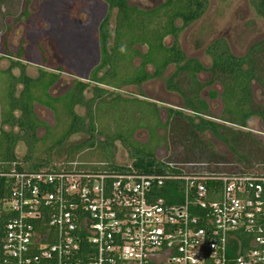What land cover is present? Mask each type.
Returning a JSON list of instances; mask_svg holds the SVG:
<instances>
[{
    "label": "built area",
    "instance_id": "1",
    "mask_svg": "<svg viewBox=\"0 0 264 264\" xmlns=\"http://www.w3.org/2000/svg\"><path fill=\"white\" fill-rule=\"evenodd\" d=\"M17 166L0 162V264H264L263 171Z\"/></svg>",
    "mask_w": 264,
    "mask_h": 264
},
{
    "label": "rangeland",
    "instance_id": "2",
    "mask_svg": "<svg viewBox=\"0 0 264 264\" xmlns=\"http://www.w3.org/2000/svg\"><path fill=\"white\" fill-rule=\"evenodd\" d=\"M30 2L29 11L32 15L29 27L26 22L21 21L14 27L8 48L11 53L15 52L23 38L30 39L33 44L45 34L50 37L45 38L41 44L42 50L47 58V70L56 71L62 69V82L52 94L59 91L65 92L68 88H73L76 81H86L93 75L94 69L101 64V47L98 38V27L101 19L106 14V5L103 0H0V51L3 47V35L7 27L13 26L15 19L20 17L21 11L26 3ZM129 5L137 6L141 10H150L162 5L165 0H127ZM117 10H113L109 17L110 38L109 54L114 46V31L116 25ZM36 25L39 30L36 36L28 34L31 26ZM177 26L181 27L182 22L178 21ZM226 39L233 54L237 57H245L249 50L256 44L264 40V22L257 16L248 0H209L206 13L198 21L185 28L179 35V43L187 59L198 61L205 68L211 67V58L207 55V48L218 39ZM166 47L173 44V38L167 37L164 41ZM35 50V48H33ZM133 49L146 53L145 46L134 45ZM2 56V54H0ZM259 70L261 81L253 82V100L256 107L264 110V53L258 54ZM67 59V61H66ZM66 62L71 70L66 68ZM142 59L135 57L125 71L130 76L140 68ZM2 68L8 67L9 62L3 61ZM3 65V66H2ZM27 73L30 77L38 75L39 68L33 64H27ZM108 68L104 67L99 72V77L105 75ZM120 68L118 78L126 74ZM149 74L154 72V67L149 65L146 68ZM177 71V66L170 65L160 78H154L141 86H130L119 84L117 90L95 82H90L89 88L85 91L86 99L94 96L95 87L109 91L110 93L120 94L123 100L129 101L128 114H122L128 123L135 125L140 123L143 129H138L133 134V140L142 147L154 148V155L157 160L176 163H205L217 167L222 172H239L249 170V168L264 163V124L260 117H254L247 123L246 128L230 123V116L224 110V105L220 97L212 101L210 91L216 90L220 95L222 86L218 82L211 87L204 88L201 92L198 84H205L212 79L210 72H202L197 75V83H192L189 76L185 73L180 74L175 81V85L187 96L193 95L197 91L200 98L205 100L209 107V112L203 117L214 121L220 125V134L228 140L226 144L223 140L216 137L212 132H205L199 135L194 132L185 118L170 115L169 109H176V106L185 108L184 97L175 91L169 90L168 79ZM122 79H119L121 82ZM116 83L118 80H110ZM72 85V86H71ZM116 94H114V97ZM113 96H106L104 99L110 102ZM141 99L142 102L135 101ZM134 100V101H133ZM154 103L158 107L160 128L155 131L156 137L160 138L159 144L155 143L147 129H153L155 124L152 110L149 105ZM107 109H111L106 104ZM117 110V108H115ZM38 116L47 122L53 130V134H59L63 128L57 126L55 115H52L42 107L36 108ZM187 115H192L190 111L184 110ZM75 112L85 117L86 108L77 106ZM151 113V114H150ZM17 115H20L17 113ZM115 115V113H114ZM134 115L132 118L131 116ZM152 116L150 119L149 117ZM115 117V116H112ZM117 118V117H116ZM61 120L64 121V118ZM199 119H196V123ZM116 124V123H115ZM108 118L97 121V130L101 131L105 125L109 128V133H114L117 126ZM8 130V128H5ZM18 133V129L14 130ZM37 135L43 138L46 129H38ZM154 136V134H153ZM89 136L85 133L72 135L66 142V148L60 154L53 153L55 166L66 160L70 146L85 141ZM104 140V136H100ZM116 153L114 163L120 166L130 165L129 150L123 143L116 142ZM235 152H233V150ZM18 159H22L26 153V147L20 143L16 149ZM89 160H101L99 151L96 149H85L79 156H85ZM248 157V161L238 165V156ZM75 158V159H76ZM80 160V159H77ZM82 161V160H80ZM91 162V161H88ZM248 168V169H247Z\"/></svg>",
    "mask_w": 264,
    "mask_h": 264
},
{
    "label": "trees",
    "instance_id": "3",
    "mask_svg": "<svg viewBox=\"0 0 264 264\" xmlns=\"http://www.w3.org/2000/svg\"><path fill=\"white\" fill-rule=\"evenodd\" d=\"M102 2L107 9L98 27L101 64L93 72L90 81L114 88H118L119 84L141 86L151 79L160 78L168 66L175 65L177 71L168 79V88L184 97L186 104L184 109L194 113L195 116H189L183 111L173 109H169L170 115L185 118L195 133L203 135L205 132H212L228 144V140L220 134V125L203 118L208 114L209 107L206 101L200 98V93L197 91L193 95L187 96L175 85L180 74H187L192 83H197V75L209 71L212 74L211 81L205 85L198 84V90L201 92L206 85L216 82L221 84L220 98L226 114L230 116V123L246 128L250 119L260 117L264 124V110L255 106L252 87L253 82L261 81L258 54L264 53V40L254 45L245 57L235 56L226 39L215 40L206 50L212 60V65L210 69H205L196 60L187 59L179 43V35L185 28L201 19L208 9L209 0H165L162 5L150 10H141L134 5H129L127 0H103ZM248 2L264 22V0H248ZM115 9L117 16L114 46L109 54V17ZM178 21L182 22L181 27L177 26ZM167 37L173 38V44L170 47H166L164 44ZM134 45L145 46L147 52L140 53L133 49ZM135 57L142 59L140 68L132 75L127 76L125 71ZM149 65L154 67L152 74L146 71ZM66 66H68L67 63ZM104 67L108 68L106 74L99 79L98 72ZM120 68H123L126 73L123 78H118ZM57 77L58 75L54 73L41 71L37 80H31L24 72L19 78L13 79L14 85H23V91L19 98L14 97L13 92L11 98H7L0 113V125H8L12 129L10 132L1 130L0 162H17V169L29 171L53 167L51 166L54 161L53 153L63 152L67 140L72 135L85 133L89 137L79 144L70 146L66 160L75 159L76 155L85 149H96L103 161L89 160L87 155L79 156L76 159L92 163H106L107 168L115 170L126 169L125 166L114 163L117 151L115 144L120 142L127 146L131 160L130 165L136 171L149 172L158 167L154 148L139 146L132 138L136 130L143 129L141 122L131 125L128 123V119H124L122 116V114H128L127 104L129 101L123 100L120 94L110 93L99 88L94 90V96L91 99H86L84 93L89 88V83L84 81H78L65 96L53 99L48 90L56 82ZM119 79H122L121 82ZM110 80H118L119 84L112 83ZM34 89L37 90V96L34 94ZM114 94H116L115 97ZM106 96H113L109 103L104 99ZM217 97L216 91L210 92L211 99ZM135 101L142 102L141 99H135ZM35 102L52 111L57 120V126H63L59 134H53L54 129L38 119L33 106ZM106 104H109L111 109H107ZM149 105L154 108L151 113L155 124L153 129L147 130L152 139H155V143L159 144L160 138L156 137L155 131L163 125L159 121L157 105L151 102ZM77 106L86 108L85 117H81L75 112ZM16 111L22 112L19 117L15 115ZM62 118L64 121L61 120ZM102 118H108L113 124L116 123L117 129L114 133H109V128L106 125L101 128V131L97 130V121ZM196 119H200V121L196 123ZM15 128L19 129L18 133L13 132ZM40 128L46 129V135L43 138H39L37 135ZM100 136H104V140H100ZM20 143L26 147V153L22 159H18L16 153ZM232 150L235 152L234 149ZM248 160V157L239 155L236 164L238 166ZM250 170L264 172V163L257 164L249 168Z\"/></svg>",
    "mask_w": 264,
    "mask_h": 264
},
{
    "label": "flooded vegetation",
    "instance_id": "4",
    "mask_svg": "<svg viewBox=\"0 0 264 264\" xmlns=\"http://www.w3.org/2000/svg\"><path fill=\"white\" fill-rule=\"evenodd\" d=\"M29 5H30V2L29 1H26L25 5H24V7H23V9L21 11L20 17L18 19H15V23H14L13 26L7 27V29L5 31V34L3 35L4 42L2 44L3 45L2 50L0 51V54H2V56H0V64H2L3 61H8L9 62V65H8V67H4V68H2L1 65H0V113H1V110H2V108L4 106V103L7 101V98L8 97L11 98L13 92H14V94H13L14 97H16V98H19L20 97V94L23 91V85L22 84L14 85L13 84V79L14 78H19L21 76L22 72H24V74L28 78H30L31 80H37L38 77H39V75H40V72L41 71H46V72L54 73V74L58 75L56 82L48 90V93H49L50 97H52L53 99H58V98H61V97L65 96L67 93H69L74 88V86L76 85V83L78 81H80V80L76 81L75 84L73 85V88H71V89L68 88V90L65 91V92H63V93H62V91H63L62 90V91H59L57 93L54 92V94H52V92L54 90H56L58 88V86L61 84L62 79H61V75L60 74L63 73L64 71L62 69H57L56 71H50V70H47L46 69L47 68V66H46L47 65V58H46L45 52L41 48V44L40 43H42V41L45 38L50 37V35L45 34L44 37H41V38H38L37 37V38H35V39H38V40L36 42H34V44L31 41H29L30 39L28 38V35H27L26 38H23V41L20 43L19 48L15 52L11 53V51L8 48V42L11 39V34L14 32V27L17 26L21 21H23V19H24V22H26V26L27 27H29V25H30V19L32 18V15L30 14V11H29ZM154 8H156V7H154ZM154 8H152V9H154ZM139 9H141V8H139ZM37 30H39L38 27L36 25H33V26H31L30 31H28V34L30 36L31 35L32 36H36V33H38ZM32 36H31V39H32ZM100 47H101V45H100ZM33 48H35V50ZM40 56H41V58H40ZM66 61H67V59H66ZM211 62H212V60H211ZM27 64H33V65H36L39 68L38 75L36 77H30L28 75V73H27V68H28ZM66 68L69 69V70H71L69 64H68V66H66ZM96 69H94V71ZM205 69H210V68H205ZM205 72H209V71H205ZM98 75H99V72H98ZM98 75H97V77L99 79H101L102 77H104V75L102 77H99ZM88 81L89 82H86V81H84V82L89 83V84H90V82H92V81H90V79H88ZM113 81H115V80H113ZM210 81H208V82H210ZM110 82H112V81H110ZM116 83L119 84L117 81H116ZM207 83H205V84H207ZM97 84H100V83H97ZM101 85H103V84H101ZM127 85H130V84H127ZM212 85L213 84L206 85L204 88L211 87ZM104 86L111 87V88H113L115 90L118 89V88H114L113 86H108V85H104ZM130 86H134V85H130ZM95 89H96V87H95ZM211 91H216V90H211ZM34 94L36 96L38 95L37 94V90L34 91ZM217 94H218V92H217ZM218 97H220L219 94H218ZM216 99L217 98L212 99V101H214ZM33 106H34L35 114L38 117V119L40 121H42L43 123L48 124L47 122L43 121L44 119H41L38 116V113L36 111V108L42 107L43 109H45L49 113H51L52 111L49 110V109H47L45 106L40 105V104H38L36 102L33 104ZM173 110L183 111L184 114H186L185 111H184L185 109L182 108V107H180V106H176V109H173ZM17 113H19L21 115L22 112L21 111H16L15 112V115L17 117H19L20 115H17ZM51 114L54 115L53 113H51ZM191 114L192 115H189V116H195L194 113L191 112ZM205 120H207V119H205ZM199 121H200V119H199ZM5 128H8V130H6ZM16 129H18V128L13 129V132ZM1 130L2 131H5V132L12 131V129L8 125H2V126L0 125V133H1ZM18 131H19V129H18ZM156 161H158V160L156 159Z\"/></svg>",
    "mask_w": 264,
    "mask_h": 264
}]
</instances>
